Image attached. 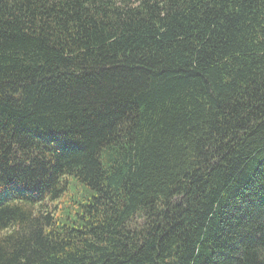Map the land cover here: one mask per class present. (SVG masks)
<instances>
[{
	"label": "trees",
	"instance_id": "trees-1",
	"mask_svg": "<svg viewBox=\"0 0 264 264\" xmlns=\"http://www.w3.org/2000/svg\"><path fill=\"white\" fill-rule=\"evenodd\" d=\"M0 264H264V0H0Z\"/></svg>",
	"mask_w": 264,
	"mask_h": 264
},
{
	"label": "rangeland",
	"instance_id": "rangeland-1",
	"mask_svg": "<svg viewBox=\"0 0 264 264\" xmlns=\"http://www.w3.org/2000/svg\"><path fill=\"white\" fill-rule=\"evenodd\" d=\"M88 195V192L82 188V185L74 181L60 198L53 200L50 204L57 208L56 215L62 217L74 200L82 199Z\"/></svg>",
	"mask_w": 264,
	"mask_h": 264
}]
</instances>
